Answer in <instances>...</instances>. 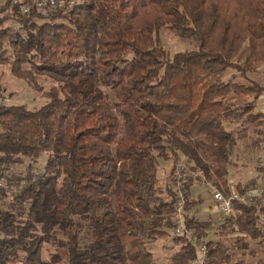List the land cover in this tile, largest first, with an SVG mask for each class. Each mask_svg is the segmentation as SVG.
Here are the masks:
<instances>
[{
	"label": "trees",
	"instance_id": "16d2710c",
	"mask_svg": "<svg viewBox=\"0 0 264 264\" xmlns=\"http://www.w3.org/2000/svg\"><path fill=\"white\" fill-rule=\"evenodd\" d=\"M20 13L0 17V64L36 91L37 73L60 85L37 108L0 103V168L14 187L8 207L0 188V264H193L199 244L208 264H246L223 240L206 239L189 214L197 244L174 233L176 181L163 186L159 170L184 157L198 179L229 194L236 143L250 126L252 144L264 141V87L247 76L264 65V0H81L67 14ZM164 27L196 48L170 56ZM229 70L247 82L226 78ZM259 170L235 189L264 184V164ZM195 181L183 186L187 211L198 205ZM235 207L221 233L264 242V193ZM159 238L179 246L163 263L153 252ZM51 240L47 260L42 248ZM236 246L250 245L237 236Z\"/></svg>",
	"mask_w": 264,
	"mask_h": 264
},
{
	"label": "rangeland",
	"instance_id": "374dc122",
	"mask_svg": "<svg viewBox=\"0 0 264 264\" xmlns=\"http://www.w3.org/2000/svg\"><path fill=\"white\" fill-rule=\"evenodd\" d=\"M5 1L6 0H0V6L3 5ZM80 2L81 0H79L77 4H79ZM3 10H0V12H3ZM70 10L64 11V10H59V9H54V10L46 9V10H42V12H39V13L48 14L50 12L60 11L64 14H67L68 12H70ZM16 11H18L17 8L13 10V13H15ZM9 14L10 13H6V14L3 13V14H0V17L9 15ZM159 37H160L162 46L167 50L166 52H168L170 56H173L178 51L191 50V49L196 48L195 43L192 39L181 37L174 31L168 29V27H164L161 30ZM22 66L26 69H32V65L29 63H23ZM234 73L235 71L233 70L227 71L226 78H230ZM248 74L249 75L247 76H249L251 79L258 81L264 87V65H261L260 67H258V69L255 72L250 71ZM36 76H37V81L39 85L43 87V90L41 91L34 90L33 88H31L30 84H28L25 80H23L20 77L15 76L11 72L10 63L0 64V90L2 92L1 95L4 97V99H6L5 101L6 104H26L29 108H37L45 104L47 102V99L43 95L44 92L49 91L50 89H52V87H56V86L59 87L60 82H58L55 78L51 77V75H48V74L37 73ZM236 77L241 82H244V83L247 82V79H244L240 75V73H238ZM102 88L106 90V92L108 93V100L110 102L111 112L118 113V110L115 105L116 99H115V95H113L114 93L111 92L110 88H108L105 85H102ZM257 108L264 112V93H262V96L258 101ZM228 126H229L228 127L229 129L235 130V128L237 127V124L235 125L228 124ZM250 127H251L250 134L248 132L247 137L240 139L238 143H236L237 145H235L234 147L233 160L235 162V165L231 168V172L233 175L232 176V181H233L232 186H234L235 182L237 183V181L239 180L247 181L250 178L257 176L260 171L259 169H261L262 164H264V141L260 142L261 144L260 146L253 145L252 141L258 138L257 137L258 134L253 133L252 131L254 128L252 126ZM261 137L264 140V134L263 136L261 135ZM47 158H48V152L46 151L40 156L39 162L36 164V169L34 172L35 174H38V175L40 174V171H41L40 168L43 167ZM182 161L186 162V160H184V157H182V159L179 162H182ZM171 166L175 167L173 163L170 162L169 160L161 163L160 167L162 168L159 170V174L162 177V173L164 172L163 175L166 176L165 181L167 180V174ZM14 170L23 172L25 170V166L22 164L20 165L18 164L14 166ZM0 172H3V174L6 175L1 168H0ZM174 172H175V169L174 171H172V173H170L172 174L171 175L172 178H174V174H173ZM23 183L24 181H21V184ZM195 183H202L200 189H202L204 192L203 196H206L209 193L211 194V197H212V192L210 190L211 186H209L208 183H206L204 179H196ZM161 184L163 186H166V184L164 183H161ZM0 188L5 191L6 196H7L6 204L4 205V207H8V205L14 200V195L12 193V189L14 187L10 186L9 181L7 180L5 181V186L0 187ZM195 207L197 208V206ZM22 218H24V216H22ZM263 221H264V217H263ZM202 225H203L202 227H204L205 229L207 228L206 226L211 225L212 227H211V232H210L209 237L214 238L212 240H223L231 248V253H233L234 256L238 259L240 258L244 259L246 264H256V262L259 259L261 258L264 259V244H263L264 242H262L261 239L259 238L253 239L250 236L245 235L243 233H239L237 231L221 233L220 225H218V227L216 225L217 228L213 227L215 226L214 222L213 223L209 222V223H206L205 225L202 223ZM57 236H59V234H57ZM237 236H241V238L244 241L249 242V245H250L249 249L237 248L236 246ZM171 243L173 244V247H174V243L170 239H167V238H159L158 241L157 240L154 241L153 243L154 251L153 252L155 254L154 256L159 262L161 263L167 262L169 260V257L172 255L173 251L178 249L179 247L178 245H175L174 248L167 247L171 245ZM54 245H55V240L53 241L51 240L50 242L49 241L44 242V245L42 248V255L45 259L48 260L51 256V253L55 252L56 247Z\"/></svg>",
	"mask_w": 264,
	"mask_h": 264
},
{
	"label": "built area",
	"instance_id": "2783aa9c",
	"mask_svg": "<svg viewBox=\"0 0 264 264\" xmlns=\"http://www.w3.org/2000/svg\"><path fill=\"white\" fill-rule=\"evenodd\" d=\"M79 0H12L11 6L6 7L0 14L13 13V10L18 7L21 13H30L32 11L42 12L46 9L70 10ZM6 99L0 94V103H6ZM174 178L176 181V197L174 200V210L172 219L174 223V233L178 236L186 238L188 241L197 244L194 230L188 226L186 210V194L184 184L189 178H196L202 176V173L192 169L188 162H178L175 168ZM7 181L6 175L0 172V187L5 186ZM209 186L211 184L208 183ZM212 199L215 201V207L222 216H230L236 213L235 202L245 203L249 198L261 197L264 193V184L262 182L255 188L249 189L244 194L239 193L234 186L231 187L230 193L226 194L222 190L211 186ZM193 264H208V247L205 244H199L196 248V256Z\"/></svg>",
	"mask_w": 264,
	"mask_h": 264
},
{
	"label": "crops",
	"instance_id": "0c3cea01",
	"mask_svg": "<svg viewBox=\"0 0 264 264\" xmlns=\"http://www.w3.org/2000/svg\"><path fill=\"white\" fill-rule=\"evenodd\" d=\"M161 168L162 167H160V169ZM162 171H163V169H162ZM172 171H174L173 166H171L170 170L168 171L167 180L166 181H165L166 176L163 175L164 172L162 173V177L159 174L160 182L164 183V184L172 182L173 178L171 177L172 174H170V173H172ZM201 184L202 183H195L192 186V194H193L194 198H196L198 200V205H197V208L194 207L191 210H189L187 214H189L190 216L195 217L201 223V225H202V223L205 225L206 223H209V222L213 223L214 222L215 226H213V227L217 228L218 225H221L223 223V217L219 213L218 209L215 207V201H213V199L211 197V194L208 193V195L203 196L204 192H203L202 189H200L201 188ZM164 196H166V194H164ZM207 197H209V198H207ZM216 225H217V227H216ZM206 227H207L206 228L207 229L206 230L207 231L206 239H209V238L211 240L214 239V238L209 237L212 226L208 225ZM172 245L173 244L171 243V245H169V246H172ZM174 247H175V245H174ZM169 248H171V247H169Z\"/></svg>",
	"mask_w": 264,
	"mask_h": 264
}]
</instances>
